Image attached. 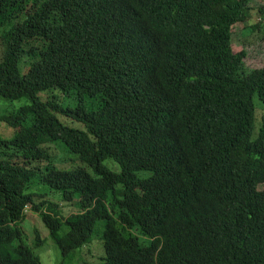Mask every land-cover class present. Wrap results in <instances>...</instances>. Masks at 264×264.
Here are the masks:
<instances>
[{"label":"trees","instance_id":"16d2710c","mask_svg":"<svg viewBox=\"0 0 264 264\" xmlns=\"http://www.w3.org/2000/svg\"><path fill=\"white\" fill-rule=\"evenodd\" d=\"M254 1L0 0V264H264Z\"/></svg>","mask_w":264,"mask_h":264},{"label":"rangeland","instance_id":"374dc122","mask_svg":"<svg viewBox=\"0 0 264 264\" xmlns=\"http://www.w3.org/2000/svg\"><path fill=\"white\" fill-rule=\"evenodd\" d=\"M253 7L259 8L260 6H264V0H256L252 3ZM254 20L257 19V11L254 12ZM249 23L245 22L242 24H237L233 27V46L234 50L241 51L243 48L247 50L248 57L245 60L246 66L248 69H260L264 66V42L256 43V44H247V36L250 34V27ZM246 37V39H245ZM253 41V38L251 36V42ZM3 52V46H2V39H1V32H0V60L1 55ZM24 101H16V102H8L2 98H0V115L7 114L8 111H12L13 109H17L25 104ZM255 103L258 107H260L261 102L258 100V98L255 99ZM258 121L261 120L262 112L261 110H258ZM6 129V124L0 122V135H3L2 130ZM259 131V129H258ZM67 157L70 160L76 159L75 155L72 154H66ZM76 166L81 165V163L75 164ZM105 165L108 166L111 170L119 173L120 167L117 163L107 160L105 162ZM64 167H72L70 165H64ZM33 224V223H32ZM104 228V225H101V229ZM42 237L48 238V235L45 236L42 234ZM92 245V246H91ZM90 246H86L81 250H78L75 253L64 255L63 252H61L60 249L57 248V246L53 243V241L48 238L46 243L43 247L38 248L37 255L38 256H44L43 264H60L62 260H66V264H73L71 258H64L61 256H80L83 257L85 261H90L93 259L94 256H105V251L103 247V242L100 241V239L97 237L93 244ZM90 256V259L88 257ZM99 258V257H98ZM97 258V259H98ZM100 259V258H99ZM97 260L100 262V260ZM96 261V262H97Z\"/></svg>","mask_w":264,"mask_h":264}]
</instances>
